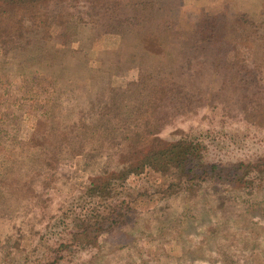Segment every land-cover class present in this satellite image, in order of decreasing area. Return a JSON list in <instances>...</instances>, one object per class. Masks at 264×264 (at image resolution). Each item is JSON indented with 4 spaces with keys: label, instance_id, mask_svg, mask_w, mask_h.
I'll list each match as a JSON object with an SVG mask.
<instances>
[{
    "label": "rangeland",
    "instance_id": "1",
    "mask_svg": "<svg viewBox=\"0 0 264 264\" xmlns=\"http://www.w3.org/2000/svg\"><path fill=\"white\" fill-rule=\"evenodd\" d=\"M32 1L0 0L1 30L13 33L11 4L24 24L0 36V264H264V0ZM227 63L251 76L226 85ZM163 79L204 104L112 157L86 131L98 108L105 121L128 103L143 111ZM51 122L70 132L48 145L53 165L41 148ZM181 139L206 154L190 172L156 157ZM42 170L59 212L39 241L28 231L40 182L27 181Z\"/></svg>",
    "mask_w": 264,
    "mask_h": 264
},
{
    "label": "trees",
    "instance_id": "2",
    "mask_svg": "<svg viewBox=\"0 0 264 264\" xmlns=\"http://www.w3.org/2000/svg\"><path fill=\"white\" fill-rule=\"evenodd\" d=\"M15 2L24 0H14ZM33 2L32 0H29ZM39 1V0H36ZM60 4V3H59ZM36 6V5H35ZM7 10L9 12V19H13L12 22H14V28L13 33H9L7 31L8 27L4 26V30H1L0 26V33L2 31V40L7 42L11 41L13 34L20 33V29L24 27L23 19L22 17L19 18L16 15L17 7L13 4L9 5L7 7ZM36 12V11H35ZM36 14L32 15L31 18H34ZM10 22V20H8ZM20 23V24H19ZM5 24V23H4ZM206 24V22L200 24V27L203 28V26ZM11 28V27H10ZM202 31V30H201ZM200 31V32H201ZM236 51V50H235ZM236 58H239L241 61H243L242 64H245L246 59L241 57L239 53H236L234 55ZM226 69L228 71H225V78H226V85L231 83L234 84L235 87H240L238 83L246 82V76L247 73H251V71H247V73L243 72V75H241L242 68L234 72V66H232L230 63L226 64ZM254 73V71H252ZM250 75V74H249ZM248 75V76H249ZM251 76V75H250ZM162 80V79H161ZM255 80V79H254ZM225 82V81H224ZM175 83L173 81L165 80L163 79L162 83H157L154 86H150V93H153V96H150L148 99H146L143 103V106L140 108H145V110L148 114H145L143 111H136V109H131L132 106H130V103L126 104L128 108H130V111L126 112L128 116H132L130 119L127 118L128 116L124 117L123 115L120 116L117 119H114L112 121L104 120L109 118V111L110 108L108 105L104 107V109L98 108L99 115H102L101 121H90V126L87 127L86 131H88V134L91 133H97L96 137L100 139L102 142H108L113 147L112 157L120 156L122 152H124V146H126L129 150L135 149V147H142L144 146V142L147 140L148 137H150V134H159L162 133L171 123L172 120L181 115H186L188 113L196 112L198 110L199 106H202L204 104L205 100L202 99L203 97H200L197 99L194 98L193 95L195 94H202L199 93H192V91L189 90H183L182 87L175 86ZM177 85V84H176ZM177 96V97H175ZM245 96V95H244ZM120 100H125L124 98L120 97ZM246 101V98H243ZM248 99V98H247ZM250 101L253 102V98H250ZM132 102V101H130ZM195 102L198 104L195 105ZM211 103V101L208 99L207 103ZM260 103V102H258ZM140 104V103H139ZM257 104V103H256ZM251 105V104H249ZM162 108V109H161ZM165 108V109H163ZM182 108V110H181ZM253 107H245L242 106L243 114L244 116H251V113H253L252 116H256L258 109H252ZM161 109V110H160ZM200 111V110H199ZM136 112H138V115H136ZM141 117V118H140ZM137 118V119H136ZM252 122H256L258 119H249ZM138 120H142L139 127L135 125V123ZM79 124V121H75ZM112 123V124H109ZM87 125V123H84ZM124 124L127 126L126 131H124ZM73 126H76V123H73ZM74 131V128L72 129ZM125 132V133H124ZM70 132L64 131L62 129L58 130L55 128L53 122L50 123L49 128V135L47 137L42 138V152L43 155L46 156V164L53 165V162L51 160L52 158V150L53 148L48 146L49 144L55 146V145H61L63 142H67L69 139ZM33 139V138H32ZM191 142V143H190ZM32 143V140L29 142ZM47 143V144H46ZM201 141L199 139L191 141V139H181L180 142H174L171 144L169 148H166L164 151L161 152L160 155L156 153V157L163 162L164 166L170 167L173 165L174 167L178 169H187V172L192 171V165L196 164L198 165L200 162H206L204 158V154L202 152V149L200 147ZM47 148V150L45 149ZM210 152V161L215 159V156H217L218 153L212 154ZM215 160H213L211 163V172L213 169L217 167V163ZM47 172V169L46 171ZM43 170L40 171L35 175L34 178L28 179V184L33 182L32 180L39 181L40 185L36 182H33L31 187L32 193L34 196L40 197L39 200L32 202L30 204H33L31 210L33 208H40L42 210L41 216L39 220L31 222V226L29 227L28 234L32 236L33 239L36 237L39 238V241L41 238L45 235L44 228H41L40 221L47 219L48 221H52L58 214L59 209L56 208L52 209V202L49 194L50 190L47 189L48 182L43 178ZM29 178V177H28ZM30 180V181H29ZM195 188H190V193L193 194ZM123 203V201H122ZM125 205V202L123 203ZM38 222V223H37ZM51 224V222L47 223V227ZM34 227H36L34 229ZM34 229V231H33ZM70 230V226H67L62 233H56L55 231L52 232V234H56L59 237L63 236ZM42 240H45L42 238Z\"/></svg>",
    "mask_w": 264,
    "mask_h": 264
}]
</instances>
